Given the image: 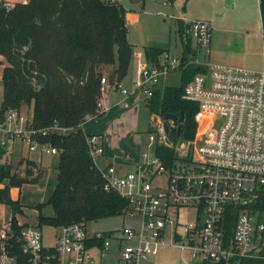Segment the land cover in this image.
<instances>
[{"label": "built area", "instance_id": "1", "mask_svg": "<svg viewBox=\"0 0 264 264\" xmlns=\"http://www.w3.org/2000/svg\"><path fill=\"white\" fill-rule=\"evenodd\" d=\"M28 1L0 0L7 9ZM166 2L171 4V0ZM184 25L187 36L195 41V53L199 46L208 54L211 24L197 19L184 20ZM4 61L0 54V63ZM193 62L200 71L182 93L184 100L197 105L192 140L175 146L166 143L163 118L151 113L155 124L138 160L127 170L130 154L108 157L102 135L86 138L103 190L123 198L127 207L121 215L137 224L88 236L86 223L74 222L57 228L54 245L45 247L41 229L35 224L19 225L9 209L1 207L0 264H97V258L106 257L114 247V264H141L166 246L180 252L183 264H189L184 252L196 264H238L241 259L264 262V218L254 209L264 185V69ZM184 66L181 56L167 50L157 64L143 59L134 90L150 98L163 78ZM100 83L102 92L108 85L106 77ZM113 87L126 99L127 89L120 83ZM122 104L127 106L125 100ZM72 130L57 125L35 128L31 114L9 109L0 116V147L6 152L18 146L28 153L55 155L56 148L39 138ZM158 146L172 147L173 157L160 156ZM13 219L23 226L15 237L23 257L12 251ZM89 239L101 240V246L89 248Z\"/></svg>", "mask_w": 264, "mask_h": 264}, {"label": "trees", "instance_id": "2", "mask_svg": "<svg viewBox=\"0 0 264 264\" xmlns=\"http://www.w3.org/2000/svg\"><path fill=\"white\" fill-rule=\"evenodd\" d=\"M264 41V0H259ZM181 36L179 83L156 87L145 101L149 113L183 115L182 136L169 133L172 145L190 141L196 132L197 105L182 98L184 86L200 71L185 25L178 22ZM165 48L146 46L145 59L155 64ZM132 45L127 40L124 9L110 0H29L5 8L0 2V54L5 57L2 68V100L0 116L9 109L31 106L32 125L74 128L66 134L49 133L39 138L58 151L57 176L52 193L45 202L33 206L35 225L59 228L74 222L95 221L121 215L127 202L113 192L103 190L100 172L95 169L87 145V135L80 125L87 117L99 116L98 100L103 68L108 85L119 83L126 75ZM156 152L172 158L173 148L158 146ZM6 149L0 147V156ZM25 163L21 174L16 170ZM42 168L34 161L22 159L16 167L0 162V207L12 216L22 213L18 200L10 197L11 187L38 183ZM50 212L47 213L46 210ZM255 211L264 218V185L258 195ZM23 226L13 219V248L21 257L16 241ZM94 243V244H92ZM87 246H101V240L87 241ZM49 252L52 249L48 250ZM208 264V263H206ZM238 264H264L263 261L241 259Z\"/></svg>", "mask_w": 264, "mask_h": 264}, {"label": "rangeland", "instance_id": "3", "mask_svg": "<svg viewBox=\"0 0 264 264\" xmlns=\"http://www.w3.org/2000/svg\"><path fill=\"white\" fill-rule=\"evenodd\" d=\"M142 1L141 3L131 4L129 0H119L124 9L127 40L132 43L128 71L124 77L123 84L120 83L123 88L126 87L127 90L131 88L136 79L139 72V64L145 57L144 54L141 55L138 52L142 51L144 46L155 44L165 46L171 54L179 56L181 46L176 32L175 20L166 14H169L168 12L171 9L180 10L182 6H184L185 13L190 11L194 14L191 18L208 20L212 27L208 43L209 53L206 54L204 48L197 46V52L192 60L201 64L218 63L248 70L264 69V56H262L261 50L262 39L253 33L245 35L246 31L256 32L262 30L258 0H220V2H214L213 4L206 3L208 0H175L171 4L167 3L166 0H161V2L157 0ZM200 2H203L204 5H201ZM185 15H188V13ZM230 17L235 18L236 21L233 22V18ZM239 19L243 22L239 21ZM236 23L239 26L234 25ZM244 23L245 25L243 26ZM192 42L196 48L195 41L192 40ZM258 50H260L259 55H257ZM136 53H138L137 57ZM240 57L243 58L241 63H230L226 60ZM216 58L223 60H217ZM5 65L6 61L0 63V92L2 91V68ZM106 68L107 70H105ZM110 69L111 67L103 68L104 77ZM178 83L179 73L172 71L160 81L157 87L163 88ZM138 93L141 94L140 92ZM100 100L102 103L103 99L101 98ZM20 113L29 116L31 114V106L28 107L22 104ZM150 114L145 107V100L140 102L139 95L136 94L133 96L132 101L129 102L127 108L122 107L118 117L101 121L98 118L91 123V130L93 132H102L108 147L112 148L113 151L121 152L122 149L130 151L134 145H139L140 142L144 148V144L147 143V133L155 124ZM4 156H0V161L5 159L13 168L23 159L20 151L19 154H11V157L3 158ZM57 156V154H45V164L43 163V165L47 168L44 169V173L38 183H24L18 188H10V197L17 199L22 208L25 209V213L31 215V218L36 214L33 211V206L37 203L45 202L52 192L57 176V167H55V165L57 166ZM51 162L52 165L50 164ZM24 167L25 163L23 162L16 172L23 175L21 171ZM127 170H131V167H128ZM2 211L3 209L0 207V213ZM46 211L47 213L50 212L48 209ZM136 224L137 221L135 219L117 215L88 221L86 227L87 233L92 234L97 231H106ZM41 231L43 246L52 247L57 228L44 226ZM94 256L95 258L97 257L96 252H94ZM182 256L188 260L189 264H196L187 252H184ZM154 260H162L166 264H183L180 261V252L171 246L162 247ZM113 261H115V254L111 252L102 259L101 264H112ZM146 264H150V262Z\"/></svg>", "mask_w": 264, "mask_h": 264}, {"label": "crops", "instance_id": "4", "mask_svg": "<svg viewBox=\"0 0 264 264\" xmlns=\"http://www.w3.org/2000/svg\"><path fill=\"white\" fill-rule=\"evenodd\" d=\"M157 1L161 2V0H157ZM174 1L175 0H171V3H173ZM224 1H226V0H224ZM116 2H118L120 4L119 0H116ZM129 2L131 4H137V3H141L143 1L142 0H131V1L129 0ZM214 2H220V0H208V2L206 1V3H208V4L209 3L213 4ZM200 3H201V5H204L203 2H200ZM120 5L122 6V4H120ZM171 7H174V6H171ZM258 8H259V0H258ZM168 13L169 14H166V15H168L169 17H171L172 19L175 20L174 22H175V25H176V32H177V35L179 37L180 46H181L179 56H181L182 42H181V36L179 35V32H178V27H179V23L178 22H182L181 24H183L184 20H197L198 18H191V17H193L194 14H192V12H190V11H187L186 13H188V15H185L186 13H185V10H184V6H182L180 10L171 9V11H169ZM230 18H233V17H230ZM200 20H205V19H200ZM206 21H208V20H206ZM235 21H236V19L233 18V22H235ZM239 21L243 22L241 19H239ZM208 22L210 23V21H208ZM227 25H230V24H227ZM234 25H238V23H236ZM244 25H245V23L243 24V26ZM252 33L254 35L259 36L262 39V41H261V44H262L261 45V50H262L263 46H264V41H263V37H262V30L261 31H256V32H254V31L247 32L246 31L245 35L252 34ZM191 42H192V40H191ZM130 44L132 45V43H130ZM150 46L158 47V48H165L169 52V50L165 46H161V45H157V44L150 45ZM192 46L194 47L193 42H192ZM144 47H146V46H144ZM143 48H142V51L138 52L141 55L144 54ZM259 48H260V45H259ZM259 51L260 50H258L257 55H259V53H260ZM138 53L135 54L136 57H137ZM144 59H145V57H144ZM217 60H223V59H217ZM226 60H228L230 63H236V62L237 63H241V61H243V58L240 57V58H233V59H226ZM137 65H138V58H137ZM105 70H107V68ZM127 71H128V69H127ZM137 77H138V75H137ZM137 77L134 80L132 87L127 90L129 92V94L127 95L126 99H124L123 95H121V93L118 90H116L112 85H107L105 87V90L101 92L100 98L98 100V113H99V116L87 117L86 120L81 124V129H82L83 133L86 134L87 136L91 135V134H100V135H102L105 152L107 153L108 157H115L117 159H120V155H122L123 153L130 154L131 160L125 161L127 168L133 166V164L138 160L139 153L144 149L143 145L141 144V142H140L139 145H134V147L130 151H127L125 149H122L121 152L113 151L112 148L108 147V144L105 141V136H104V134L102 132H93L91 130V123H93V121H96V119H98V118H99L98 120L101 121V120H107V119L110 120V119L118 117L119 114H120V111H122V107L123 108H127L128 105H129V102L132 101L133 96H135L136 94L139 95L140 102L143 101V100L146 101L145 95L139 94L138 91L134 90V84H135V82L137 80ZM123 81H124V78L119 83L123 84ZM125 89H126V87H125ZM101 98L103 99L102 103H101V100H100ZM123 100H125L127 106H124L122 104ZM19 151L22 153L23 159L25 158V159H28L30 161H34L39 167H41L42 168V175H43L44 169L47 168V167H45L43 165L44 159H45V154H51V153L39 152V151L28 153V152H25L22 148L20 149L17 146V147H15L12 150L7 151L4 154L5 156L3 158L11 157V154H14V155L15 154H19ZM4 161H5V159H4ZM1 162H3V161H1ZM57 162H58V160H57ZM50 164L52 165V162ZM48 167H49V165H48ZM55 167H57V166L55 165ZM56 172H57V170H56ZM55 182H54V185H55ZM54 185H53V188H54ZM16 188H18V187H16ZM53 188H52V191H53ZM11 189H14V187L11 188ZM50 194H49V196H50ZM12 199L13 200H17L14 197H12ZM21 208H22V206H21ZM33 211H35L34 208H33ZM35 213H36V211H35ZM35 217H36V214L33 216V218H31V215H27L25 213V209L24 208H22V213L16 214V216H15L16 221H17V223L19 225L34 224L35 223ZM97 232H99V231H97ZM88 236H91V234H88ZM112 252L115 254V261H113V263H112V264H114L116 262V257H117V252L115 250V247L113 248ZM103 258H105V257H103ZM103 258H97V260H98L97 264H101V261H102ZM154 258H155V256L152 257V258H149V259H147V260H145L143 262H141V264H146V263H149V262H150V264H166V262H163L162 260H154Z\"/></svg>", "mask_w": 264, "mask_h": 264}, {"label": "water", "instance_id": "5", "mask_svg": "<svg viewBox=\"0 0 264 264\" xmlns=\"http://www.w3.org/2000/svg\"><path fill=\"white\" fill-rule=\"evenodd\" d=\"M162 118L166 143L170 142L169 133L171 131H176L177 136L180 138L182 136L183 115L164 114Z\"/></svg>", "mask_w": 264, "mask_h": 264}]
</instances>
